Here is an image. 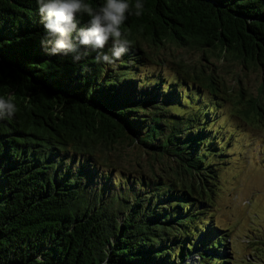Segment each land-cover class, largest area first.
Returning <instances> with one entry per match:
<instances>
[{
	"label": "trees",
	"instance_id": "1",
	"mask_svg": "<svg viewBox=\"0 0 264 264\" xmlns=\"http://www.w3.org/2000/svg\"><path fill=\"white\" fill-rule=\"evenodd\" d=\"M128 2L131 47L109 65L91 50L78 62L48 55L37 0H0V98L17 107L0 119V264L232 259L229 231L210 217L232 136L220 110L231 102L232 115L262 126L264 96L212 86L182 59L172 77L142 67L160 65L147 45L175 42L264 73V0H140V16ZM128 146L147 171L121 163Z\"/></svg>",
	"mask_w": 264,
	"mask_h": 264
},
{
	"label": "rangeland",
	"instance_id": "2",
	"mask_svg": "<svg viewBox=\"0 0 264 264\" xmlns=\"http://www.w3.org/2000/svg\"><path fill=\"white\" fill-rule=\"evenodd\" d=\"M147 48L160 65L143 66L144 71L160 70L172 77L176 70L173 60L182 59L194 69L204 68L205 80L212 86L222 79L235 87L242 82L247 91L264 96V73L258 66L235 58H222L203 47L181 46L175 42H169L164 47L147 45ZM222 104L221 115L226 119V123H222L225 125L223 133L232 132V136L226 145L225 157L228 160L219 164L210 217L229 231L226 248L232 256L229 264H264V125L241 121L231 114L235 109L231 102ZM126 152L121 163L127 167L140 168L138 164L141 163L147 171L151 166L145 155L134 147L128 146ZM155 166L154 169L163 172L161 166L167 165L158 162Z\"/></svg>",
	"mask_w": 264,
	"mask_h": 264
},
{
	"label": "clouds",
	"instance_id": "3",
	"mask_svg": "<svg viewBox=\"0 0 264 264\" xmlns=\"http://www.w3.org/2000/svg\"><path fill=\"white\" fill-rule=\"evenodd\" d=\"M38 12L44 26L45 37L41 44L51 56L72 55L78 62L87 55L86 50L96 52L97 63L114 65L131 47L126 32L121 30L132 6L128 0H104L94 8L84 0H37ZM134 15L140 16L144 5L137 0ZM89 17L84 26L79 16ZM111 43V55L104 52ZM17 107L11 99L0 98V119L11 118Z\"/></svg>",
	"mask_w": 264,
	"mask_h": 264
}]
</instances>
